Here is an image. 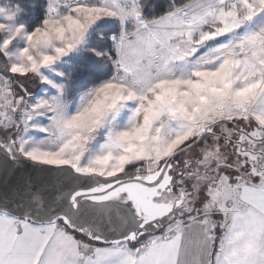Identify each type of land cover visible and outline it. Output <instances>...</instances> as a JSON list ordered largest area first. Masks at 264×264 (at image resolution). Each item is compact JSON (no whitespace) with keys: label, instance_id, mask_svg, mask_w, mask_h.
I'll list each match as a JSON object with an SVG mask.
<instances>
[{"label":"snow or ice","instance_id":"6c2138e0","mask_svg":"<svg viewBox=\"0 0 264 264\" xmlns=\"http://www.w3.org/2000/svg\"><path fill=\"white\" fill-rule=\"evenodd\" d=\"M0 264H264V0L0 2Z\"/></svg>","mask_w":264,"mask_h":264},{"label":"trees","instance_id":"16d2710c","mask_svg":"<svg viewBox=\"0 0 264 264\" xmlns=\"http://www.w3.org/2000/svg\"><path fill=\"white\" fill-rule=\"evenodd\" d=\"M0 2H7V0H0Z\"/></svg>","mask_w":264,"mask_h":264}]
</instances>
